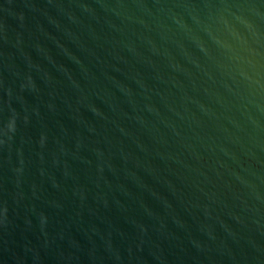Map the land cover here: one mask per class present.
Returning <instances> with one entry per match:
<instances>
[{
  "label": "water",
  "instance_id": "obj_1",
  "mask_svg": "<svg viewBox=\"0 0 264 264\" xmlns=\"http://www.w3.org/2000/svg\"><path fill=\"white\" fill-rule=\"evenodd\" d=\"M0 264H264V0H0Z\"/></svg>",
  "mask_w": 264,
  "mask_h": 264
}]
</instances>
